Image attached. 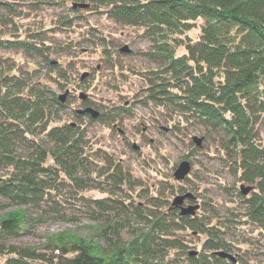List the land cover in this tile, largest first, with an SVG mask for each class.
Returning <instances> with one entry per match:
<instances>
[{
    "label": "trees",
    "instance_id": "trees-1",
    "mask_svg": "<svg viewBox=\"0 0 264 264\" xmlns=\"http://www.w3.org/2000/svg\"><path fill=\"white\" fill-rule=\"evenodd\" d=\"M69 1L64 2L67 9L79 13H60L47 21L39 3L58 0H0V197L18 206L0 215V264H260L242 261L240 255L232 261L218 250L228 249L224 233L239 222L253 224L264 235V143L257 128L264 114V0ZM73 2L87 6L73 7ZM82 10L131 26L149 42L148 49L133 50L155 63L141 70L144 93L135 100L163 111L169 132L189 122L206 137L216 136L225 164L251 186L242 193L236 184L222 183L226 193L235 195L225 214L198 194L189 175L181 183L171 171H157L150 182L105 148L92 147L87 123L113 127L133 110L132 102L91 103L86 97L81 106L99 109L91 117L76 112L69 91L61 100L52 88V82L64 87L74 66L52 54L64 55L83 41L101 47L106 58H112V50L120 53L103 33L95 34L88 19L81 23ZM57 33L62 40L55 39ZM5 49L34 59H9L1 53ZM66 108L72 110L69 117L62 115ZM58 185L75 198L96 189L104 195H88V200L120 213L121 219L99 229L104 243L81 237L40 245L8 243L6 238L28 227L30 217L21 205L55 200L61 195ZM185 191L200 196V203L195 196L186 199L198 203L193 214H181L171 204L173 195ZM187 230L204 235L199 249H187L192 245L181 236Z\"/></svg>",
    "mask_w": 264,
    "mask_h": 264
},
{
    "label": "rangeland",
    "instance_id": "rangeland-1",
    "mask_svg": "<svg viewBox=\"0 0 264 264\" xmlns=\"http://www.w3.org/2000/svg\"><path fill=\"white\" fill-rule=\"evenodd\" d=\"M64 2L70 3L69 0L39 3L40 15L48 21L51 17L56 18L60 13H79L67 9ZM82 12L84 14L81 23L84 22V18L88 19L95 25L96 29H93L95 34L103 33L114 48L119 49L120 46L126 44L130 49L127 52L120 51V53L112 50V58H106L101 47H95L83 41L76 46V49H71L64 55H51L53 59L74 62L70 72V81L62 88H57L52 82V88L58 94L69 91L67 98L70 99L69 102L75 109L83 107L80 105L82 98L79 97V92H84L91 103L98 101L109 104L116 101L132 102L133 112L115 121L113 127L98 121L87 123V134L92 141V147L98 144L105 148L107 153H112L121 159L123 165L131 169L134 175L150 182L157 178L155 176L157 171H171L172 174L174 169H171V166L176 165L181 159H188L191 165L187 174L189 175L188 183L198 188L199 195L213 200L218 214H225L226 204H233L229 202V199L235 195L226 193L222 183L228 186L236 184L237 187L245 183L236 178L235 173L221 158L223 150L216 145L214 140L216 136L212 133L206 137L198 124H189V122L186 123L188 126L182 129L184 132L182 130L176 131L175 134L169 132L163 111L157 110L150 102V104H142L135 100V95L139 96L144 93L141 70L155 63L140 52L134 53L133 50L148 49L149 42L131 26L114 22L96 11L82 10ZM192 33L194 36L197 28H194ZM62 38V33H57L55 36L56 40H62ZM1 53L21 63L34 59L25 58L19 51L5 49ZM82 72L86 74L81 78ZM92 106L98 109L96 104ZM71 112L70 108H66L62 111V115L67 114L69 117ZM257 128L264 143V114ZM192 136L199 137L200 142L195 143ZM132 144H135L136 148ZM185 154H188L187 157ZM3 170L0 169V172ZM180 180L183 183L184 180ZM101 185L107 186L106 183ZM58 191L61 195L57 194L53 201L47 199L35 205H21L20 208L23 209L25 215L30 217L28 227L18 235L6 238V241L17 245H40L51 240L66 242L72 238L81 237L103 244V240L98 235L101 226L108 220L121 219L120 213L115 209H100L87 198L88 195L99 197L104 193L96 189L86 190L83 192L84 197L75 198L70 194L71 192H65L62 185H58ZM194 196L200 203V196ZM135 200L137 201V198L133 199ZM106 202L110 204V201ZM189 202L185 199L183 204ZM15 208L18 206L0 197V215L6 210ZM128 216L133 218L132 215ZM181 236L192 245L187 248L190 251L199 249L201 240L204 238V235L197 236L189 230L183 231ZM224 238L229 241L228 249L222 248L220 251L230 253L235 261H238L236 258L240 255L242 261L264 264V235L258 232L253 224L236 223L235 227L227 229ZM1 260L0 256V262Z\"/></svg>",
    "mask_w": 264,
    "mask_h": 264
},
{
    "label": "water",
    "instance_id": "water-1",
    "mask_svg": "<svg viewBox=\"0 0 264 264\" xmlns=\"http://www.w3.org/2000/svg\"><path fill=\"white\" fill-rule=\"evenodd\" d=\"M72 6L75 7V6H80V7H85L87 6V3H78V2H73L72 3ZM119 50L122 51V52H127L129 51V47L126 45V44H123L122 46L119 47ZM86 74V72H82L80 77L82 78L84 75ZM79 97L84 99L86 97V94L84 92H79ZM59 98L61 100H64L65 98V92L64 93H61L59 95ZM76 112L78 113H83V112H88L90 114L91 117H96L99 113V110L93 106H90V105H86L84 107H80V108H76ZM192 139L195 140V143H199L200 142V138L199 137H196V136H192ZM132 146L134 148H136V145L135 144H132ZM190 161L188 159H181L177 164L176 166L174 167V170L172 172L173 174V177L177 180H180V179H183L189 172L190 170ZM240 190L242 193H247L251 186L250 185H243V184H240ZM192 199L194 198V195L192 192L190 191H185V192H182V193H177L173 196L172 200H171V204L173 206H176L179 208V212L181 214H193L195 209L198 208V203H186V204H183L184 200L185 199ZM220 255H223V256H228L231 258L232 261H234V258L231 254H228L226 252H223V251H219L218 252Z\"/></svg>",
    "mask_w": 264,
    "mask_h": 264
}]
</instances>
